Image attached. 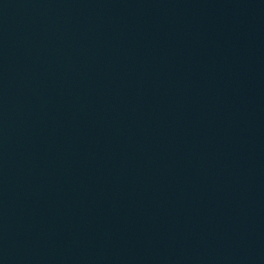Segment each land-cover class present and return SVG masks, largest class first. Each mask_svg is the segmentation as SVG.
Wrapping results in <instances>:
<instances>
[{"label":"water","instance_id":"water-1","mask_svg":"<svg viewBox=\"0 0 264 264\" xmlns=\"http://www.w3.org/2000/svg\"><path fill=\"white\" fill-rule=\"evenodd\" d=\"M0 264H264V0H0Z\"/></svg>","mask_w":264,"mask_h":264}]
</instances>
